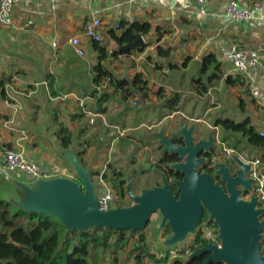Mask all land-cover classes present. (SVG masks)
<instances>
[{"label": "crops", "instance_id": "0c3cea01", "mask_svg": "<svg viewBox=\"0 0 264 264\" xmlns=\"http://www.w3.org/2000/svg\"><path fill=\"white\" fill-rule=\"evenodd\" d=\"M228 1L18 0L12 9L14 26L0 30V77L10 79L9 81L14 84L18 92L15 96L19 103L18 106L13 105L7 97L6 89L0 88V162L3 150L7 148L8 144L12 148L15 138L20 135V132H24L22 144L24 153L29 159L40 163L54 176L74 177L73 167L57 149L61 145L54 132L58 123L67 126L73 134V144L70 148L76 152L81 148L77 145L78 142L84 137L78 138L79 124L80 121L83 122L87 118L86 115L82 119L77 117L80 111V102H87L94 113L98 111L96 106L91 104L93 99L87 95L89 90L94 87L92 66L96 62L98 54L93 48L92 42L82 35L83 25L89 19L92 8L99 9L103 24L100 28L103 40L100 43L110 41L111 44L112 40L108 37V31L114 28L120 20L148 22L150 24L149 32L142 35L144 43H147L142 50H138V47L131 50L130 53H119L113 56L110 52L116 49L111 44L108 47L110 56L104 63L117 78H129L139 72L150 82L149 85H153L155 81V83L160 82V80H156L159 74L165 77V73H175L168 68L167 62L177 63L181 68L177 72H182L184 68L181 67V62L184 57L189 56L192 58L189 63H196L208 52L216 54L224 74H234L235 72L231 70V63L225 60L221 61L218 54L220 46H226L230 43L237 42L244 48H257L261 54H264V11L258 12L253 20L230 21L225 14V6ZM253 1L255 0H238L243 6H250ZM28 19H31L33 23L28 27L23 26V23ZM160 32L162 35L161 39L158 40ZM73 35L80 36L81 45L85 52L83 56L75 54L73 48L67 43V38ZM52 43H55V46ZM158 44L169 49L168 58L157 55L155 46ZM146 51L148 53H145ZM138 56L141 58H137ZM180 58L181 60H179ZM156 62L163 63L161 70L155 66ZM241 75L245 78L246 90L249 85L264 88V67L256 72L249 70ZM161 81H165V79ZM188 81L186 79L187 84ZM171 82L177 83L175 84L176 88L173 86L172 90L167 89L168 83L166 82H161L158 86H164L167 93H171L177 88L182 92L177 79ZM219 82L224 88H236V86L224 85L222 80ZM102 83L101 91L112 94L113 100L119 97V92L114 91L111 86L109 87L108 81L103 79ZM88 84L90 86L83 89V85ZM50 85L56 89L54 94L50 90ZM210 89L203 95H207ZM190 90L193 89L190 88ZM153 92L152 89L148 92L145 102L139 99V106H137L138 103L134 106L132 101L129 104V101L140 97L136 96L130 99L128 111L124 109L125 104H117L111 99L104 104V107L106 106L104 113H96L98 116H95V123L88 131L93 141L83 155L85 165L90 166L91 171L95 172L92 179H97L98 174L105 167V158L111 144V154L114 152L113 146L117 135L111 136L114 131L111 125L117 124L115 115L121 113L124 117L135 115L131 119L130 125L132 127L124 128L126 131L130 130L126 133L127 136L138 137V132L135 129L142 126L150 128V125L158 124L163 119L180 112L179 108L167 117L153 123L150 121L146 123L143 120L135 123L137 116L146 113L147 109L145 108L149 103L160 104V100ZM195 94L199 95L197 92ZM217 96L218 100L222 99V92L213 94V98ZM199 97L202 96L199 95ZM243 97L246 101L245 110L254 113L256 123L254 125L259 130H264V107L256 109L255 107L258 108L261 104L254 101L250 95ZM149 98L159 101L152 102ZM137 107L139 108L136 109ZM141 108L145 110L142 111ZM259 111L262 112L261 115ZM149 112L147 116H149ZM151 114L156 113L151 112ZM198 121L202 123V120L198 119ZM123 124L125 126V123ZM198 129L202 132L197 126ZM146 136L147 140L156 139L148 131ZM148 143L151 142L147 141ZM149 147L148 145L144 146L143 150ZM138 162L139 160L136 159L135 162L132 161V164H123V158L115 154L114 158L110 157L105 173L108 174V166L117 168L120 166L127 178H131L133 192L139 194L141 188L156 184L158 177L150 175L151 171L145 174L148 165H141L139 171L133 169ZM96 173L98 174L96 175ZM0 174L9 184V186L2 184L4 189L1 190L4 198L7 199L8 195H15V199L18 200L15 188H19L18 185L23 183L27 184L33 181L29 180L24 173H3V175L0 172ZM125 198L130 199L129 197Z\"/></svg>", "mask_w": 264, "mask_h": 264}, {"label": "water", "instance_id": "95a60500", "mask_svg": "<svg viewBox=\"0 0 264 264\" xmlns=\"http://www.w3.org/2000/svg\"><path fill=\"white\" fill-rule=\"evenodd\" d=\"M115 49L134 50L144 44L141 34H136L132 42L117 46ZM181 137L179 143L173 142L172 134H165L161 128L151 132L162 146L161 153L176 155L180 160L168 162V168L180 179L171 182L161 175V185L144 188L139 194L131 191V178H127L126 193L133 202L130 205H117L115 208L99 210L97 207L96 187L92 181L90 166L79 161L73 148H57L74 169L76 177L54 176L40 178L27 184L18 185L15 193L18 200L8 195V200L16 207L29 212H38L56 217L66 229V235L73 229H86L100 226L110 229L143 231L153 214H160L159 227L167 225L171 234L164 242L174 246L195 232L204 212L208 221L218 227L219 244H207L195 249L188 258L205 254L202 264H264V254L260 241L264 237V207H257V198H242V192L252 189V178H247L249 165L233 154L230 161L235 170L231 175L225 156L215 162L214 173L224 184L215 181L207 171H201L202 164L210 163L217 152L211 131L200 138L197 126L179 124L176 130ZM207 155V156H206ZM97 174V173H96ZM130 176V175H128ZM175 185L176 193L171 189ZM21 188V189H20Z\"/></svg>", "mask_w": 264, "mask_h": 264}, {"label": "trees", "instance_id": "16d2710c", "mask_svg": "<svg viewBox=\"0 0 264 264\" xmlns=\"http://www.w3.org/2000/svg\"><path fill=\"white\" fill-rule=\"evenodd\" d=\"M149 30L150 24L148 22H128L120 20L114 28L108 31V37L111 38L117 46H121L132 42L136 34L145 35ZM161 35L162 32H160L158 40L161 39ZM92 44L98 57L92 66V82L94 87L89 90L87 95L93 99L91 104L95 105L98 110L95 114L99 112L104 113L106 110L104 104L112 99V94L103 90L101 91L103 85L101 82L103 79L104 81H108L107 84L109 87L111 86L114 91L119 92V97L115 100L112 99V102L115 101V103L120 105L125 104V111H128L129 104L133 101L130 99L136 96L140 97L135 99L137 100L138 106L140 102L139 99L145 102L151 88L143 74L137 72L129 78H117L104 63L110 56L108 49L111 45L110 41H106V43L92 42ZM146 45L147 43L142 44L138 50H142ZM155 49L157 55L161 57L168 58L170 55L169 49L162 45H156ZM130 52L131 50L116 49L110 53L116 56L119 53ZM190 59L192 58L189 56L184 57L181 62V67L186 69ZM166 65L175 73L177 70L181 69L177 63L167 62ZM220 65V61L217 59L215 53L208 52L204 54L200 60L195 63V71L189 75L190 79H188V86L199 95H203L213 87L215 81L222 80L224 85L230 87L236 86V88L242 89V91L249 96L250 93L248 92V88L246 90L247 86L244 76L240 73L224 74ZM155 66L158 70H161L163 63L156 62ZM9 80L10 79L0 77V88L3 89L6 82ZM89 86V84L83 85V89H87ZM49 87L54 94L56 89H54L53 85ZM98 87L100 88L98 89ZM153 93L157 95L160 104H148L145 109H150L149 116H147V113L139 115L136 117L135 123L142 120V117H148L150 123H153L167 117L171 112L179 110L183 98L179 88L171 93H167L166 88L161 85L158 86ZM237 97V106L244 114L246 111V101L241 95H237ZM82 106L91 111V106L88 105L87 102L84 101ZM138 108L139 107L136 109ZM145 109H142V111ZM79 110L77 117L82 119L85 113L81 106ZM151 112L156 114H151ZM243 117L244 118L240 120H235L233 117H215L214 125L227 133L222 140L224 142L227 140V146L233 148L237 153H241L242 149L246 146L250 148H264V136L259 133L256 125L251 123L252 121H250L248 115L244 114ZM94 123H90L89 117L87 116L86 120H83V122L80 121L79 124L80 131L78 138L81 136L84 137L78 142L77 145L81 148L76 150L75 154L84 165L86 162L83 160V155L93 141L88 131ZM143 127L147 129L146 126ZM54 135L63 148L68 149L73 144V134L71 130L63 124L58 123ZM172 135L173 142L181 141V137L176 131H174ZM7 148H11V145L8 144ZM107 158L108 155H106L105 160ZM176 160H178V157L171 154H166L163 159V161L166 162ZM108 169V174L105 173V171L102 176L105 181H109L113 184L117 191L119 203L123 205L125 203V197L128 198L126 193V175L121 168L108 166ZM168 175L174 177L181 176V174H175L171 170H169ZM74 177H76L75 173ZM205 215L206 213L204 212L203 217ZM24 218L25 222L19 223L20 220ZM162 231L165 235L171 234V230L167 225L163 227ZM262 233L264 234V230ZM194 234H196L193 237L195 243H197L196 246H202L206 243L205 241L202 243L200 242L201 240L197 230ZM135 237L136 242L133 244L132 241ZM125 249H127L126 259L132 260L134 264H145L147 260L154 264H202L206 256L205 254H200L188 259L176 258L171 262L168 260V255L158 258L157 254L151 252L147 246L146 235L143 231L93 226L86 229L73 228L66 235L65 227L56 217L38 212L25 211L16 207L7 198L0 197V264H101L102 262L97 260L96 256L98 250L106 252L105 254H107L108 257L111 256V260L109 261L107 259V263L105 264H121L119 258H121L122 252L125 251ZM260 249L262 254H264V237L260 241ZM210 264L216 263L211 262Z\"/></svg>", "mask_w": 264, "mask_h": 264}, {"label": "built area", "instance_id": "2783aa9c", "mask_svg": "<svg viewBox=\"0 0 264 264\" xmlns=\"http://www.w3.org/2000/svg\"><path fill=\"white\" fill-rule=\"evenodd\" d=\"M18 0H0V30L5 28H10L14 26V19L12 17L13 6ZM199 2L203 0H198ZM264 11V0H255L250 6L241 5L238 0H229L225 6V14L230 21L242 22L249 21L256 18L258 12ZM33 23L31 19L26 20L23 26L28 27ZM102 20L100 17V11L98 8H92L90 12V17L85 21L82 29V35L86 37L91 42H101L103 36L101 34L100 28L102 27ZM117 23L115 24V26ZM67 43L73 48L75 54L78 56L84 55V49L81 45V39L79 35H73L67 38ZM55 46V43H52ZM221 61L225 60L231 63V70L235 73H246L249 70L256 72L257 70L264 67V54H261L257 48H244L241 47L237 42L230 43L226 46H220L218 50ZM137 58H141L138 56ZM45 83V81H42ZM100 87H98L99 89ZM4 89H6L8 99L13 105L18 106L19 103L16 98L18 93L14 84L10 81L6 82ZM248 90L252 98L259 104L264 105V88H258L256 86L249 85ZM132 104H137V100H133ZM80 106L86 116L89 117V122H95V116L97 114L91 112L90 110L84 108L80 102ZM198 121V120H197ZM112 128L117 132L116 139L118 136L122 135V132L118 125H111ZM206 126L211 130L214 138V142L217 144L218 148L216 154L210 158L209 166L215 170V162L221 160L218 153L221 152L226 158H230L231 155H237L240 160L249 165L246 177L252 178L254 181L252 183V189L242 192V198L249 200L252 196L257 198V207H264V168L260 169V164L262 160L260 157L251 156L247 153L241 155L237 153L233 148L227 146L222 138L219 136L218 128L216 125H211L206 123ZM259 133L264 136V130H259ZM25 136L24 132H20V135L15 138L14 146L12 148H5L3 150L2 159L0 162V172L8 173H24L29 180H36L40 178H50L54 177L51 171L44 168L40 163L35 160L29 159L24 153V147L22 144V137ZM115 139V140H116ZM112 150V144L109 151ZM110 161V157L105 160V167L98 174L96 179L97 186L99 187V192L96 193L97 207L99 210H107L109 208H115L117 205H121L118 200V195L115 187L111 182L104 180L102 174L106 171V165ZM96 174V175H97ZM208 216L201 221L200 225L197 227V232L199 233L200 239H206L210 237L207 242L213 241L214 236L218 235V227L214 225L211 221H208ZM211 223V225H210ZM195 233V232H194ZM194 233H192L194 235ZM190 236V235H188ZM193 239V238H192ZM218 240V238H217ZM186 241V240H184ZM206 242V243H207ZM181 243V242H180ZM211 243V242H210ZM177 243L165 252H160L158 258L168 255V259L181 258L186 259L191 252L190 247H181Z\"/></svg>", "mask_w": 264, "mask_h": 264}, {"label": "rangeland", "instance_id": "374dc122", "mask_svg": "<svg viewBox=\"0 0 264 264\" xmlns=\"http://www.w3.org/2000/svg\"><path fill=\"white\" fill-rule=\"evenodd\" d=\"M145 53H148V51H146ZM179 60H181V58ZM148 61H146V62L148 63ZM194 65H195V63L191 62L188 64L187 69H182V72L165 73V77H163L159 74V76L156 77V80L157 81L160 80V82L155 83L156 82L155 81L153 85H150L152 92H153L156 90V88L158 87V85L161 82H166V83H168L167 89L172 90V87L173 86L175 87V84H177V83H172L171 81L174 79H177V81H179V84H180L181 90H182V94H183V101L180 104V112L174 114L172 117L169 116L168 118L163 119V121L158 123V124L155 123L153 125H150V128H147V130L144 129L143 126L139 127L137 129H135L138 132V137H132V136L126 135V133L129 132L130 130L126 131V129L124 127H128V128L132 127V125H130L131 119L135 115L134 116L131 115L130 117H127V116L124 117L122 113L117 114L115 116L113 115L115 120L117 121L116 125L119 126L121 131H123V129H124V134L121 136H118V138L114 141V146H113L114 152L111 154V151H108L109 157L114 158V155L117 154L123 158V164L125 163L126 165H129L130 163L132 164V161L135 162V160L138 159L139 160L138 163H140V164L136 163V166L133 169H136V171H139L141 169L140 166L146 165L147 164L146 161L152 157L151 153L153 151V147L156 146V139L155 140H147V136H146L147 131L152 136L153 132H158L161 128H163L165 134H166V132H168L169 134H172L174 131H176L179 128V124L181 122H185L187 124V126L191 125V124L197 125L202 131V132L198 133L197 135H200V134L202 135L203 131L205 133H207V131H211L206 126V123L213 125L215 117H217V116H219V117H233V118H235V120H240V119L244 118L243 117L244 114L249 116L250 121H252L251 123L256 124L254 121L255 117L253 115L254 114L253 112L249 113L246 110L245 113L243 114L240 111V108L237 106V100H238L237 95L247 97V95L242 91V89H240V88H224L222 83L219 82V80H217L213 83V87L210 89V92H209L210 94L208 93L207 95H200L202 97H199V95L195 94L196 92L194 93L193 90H190L188 84L186 83V79H190L189 75H191V73H193L195 71ZM162 79H165V81H161ZM149 84H150V82H149ZM220 92H222V99L218 100V96L213 98V94H217ZM149 100H151L152 102L159 101V100L156 101V99H150V98H149ZM263 107H264V105H261L260 107L258 106V108L257 107H255V108L259 109V108H263ZM148 112H149V109L146 110V113H148ZM257 112H258V110H257ZM259 113L261 115L262 112L259 111ZM142 114H144V113H142ZM198 119L202 120V123H200L199 121L196 122ZM142 120L145 121L146 123H149L148 117H142ZM171 121H173V124H171ZM123 123H125V126ZM217 128H218L219 136L221 138H224L227 135V133H225L218 126H217ZM207 129H209V130H207ZM115 134L117 135V132L114 130L111 136L114 137ZM196 137H198V136H196ZM147 141L151 142V143L147 144ZM225 144L227 145V140H225ZM145 145H148L150 147L148 149L143 150ZM243 146H244V142H243ZM245 153H247L251 156L260 157L262 160V163L260 164V169L264 168V148H250V147L246 146L242 149L240 154L243 155ZM222 158L224 161H228L230 163V165H232L234 167V164L232 161H230L225 156H223ZM155 159H156V154H154V157H152L153 161ZM119 168H121V167L119 166ZM92 181L94 182L95 185H97L96 179H92ZM2 184L9 186V184L6 183L3 176L0 174V197L4 198L3 193L1 192V190L4 189ZM99 191H100L99 187L97 186L96 192H99ZM13 197L15 198V195H13ZM124 201H125V203L123 205H125V206L130 205L133 202L132 200L126 199V198L124 199ZM206 215L200 219L198 226L200 225L201 221H203V219L206 217ZM262 217H264V215ZM160 218L161 217H160V214L158 212L153 214L149 223L147 224L146 228L143 230V233L146 235L147 246L149 247L151 252H154L156 254H159L160 252L165 253L170 248V246L168 247V246L164 245V242L167 240L168 235L163 234V231H162L163 227L158 226V222H159ZM24 222H25V218L20 220L19 223H24ZM189 235L190 236H187L186 241H183V242L179 243L178 245L181 247H190L192 250H194L197 248V246H196L197 243H195L194 239H192V238L196 234H194V235L189 234ZM147 236H148V238H147ZM136 237L132 241L133 244L136 242ZM200 240H201L200 241L201 243L203 241L207 242L208 240H210V237L207 238V240L206 239H200ZM214 240L215 241L217 240L216 236H214ZM105 253L106 252L98 250V253L96 255L97 260L101 261L103 264L107 263V259L109 261L111 260L110 259L111 256L108 257L107 254H105ZM126 253H127V249H125V251L122 252V255H121L122 264H132L133 261L126 259V257H125ZM157 257H158V255H157ZM119 262H120V258H119ZM146 264H154V263H151V261H148V263H146ZM158 264H161V263H158Z\"/></svg>", "mask_w": 264, "mask_h": 264}, {"label": "flooded vegetation", "instance_id": "af4514ba", "mask_svg": "<svg viewBox=\"0 0 264 264\" xmlns=\"http://www.w3.org/2000/svg\"><path fill=\"white\" fill-rule=\"evenodd\" d=\"M206 133L204 132L202 135L200 134V135H195V136H198V137H196L197 139L198 138H200V136H203V135H205ZM174 143H179V142H174ZM145 146H147V145H145ZM161 148H162V146L161 145H159V143H158V140L156 139V146H154L153 147V151H152V157H154V154H156V159L153 161L151 158H149V160H147L146 161V165H148V168H146L145 170H147V171H145V174H148V172L149 171H151V174L150 175H156V177H158V181H157V183L156 184H154L153 186H155V185H161V175L164 173L165 175H166V177L168 178V180L171 182L174 178H177V179H180L181 177H182V175L180 176V177H174V176H169L168 175V173H169V168H168V166H167V163L168 162H166V161H163V159H164V157H165V155H166V153H161ZM207 156V155H206ZM180 159L178 158V160H176V161H179ZM173 162V161H172ZM226 164H227V166H228V168H229V172H230V174L231 175H233L234 174V170H235V167H233L232 165H230V163L228 162V161H226ZM199 169L201 170V171H207L209 174H211V176L214 178V180L215 181H219V183L220 184H224V182H222L221 180H220V177L218 176V175H216L215 173H214V168L212 169V167H210L209 166V164H206V161H205V163L204 164H202V166L201 167H199ZM177 174H180V173H177ZM126 180H127V176H126ZM126 185H127V183H126ZM153 186H151V187H153ZM151 187H144V188H151ZM144 188H141V190L142 189H144ZM171 189H172V191L175 193V191H176V189H175V185H171ZM140 190V191H141ZM131 191L133 192V190H132V184H131ZM159 222H160V220H159ZM159 222H158V224H159ZM210 225H211V223H210ZM165 226V225H164ZM163 226V227H164ZM197 229V228H196ZM196 231V230H195ZM168 236L170 235V234H167ZM211 243H216V244H219V239L218 240H213V241H210ZM205 244H207V243H205ZM204 244V245H205ZM199 247H201V246H197V248H199ZM196 248V249H197ZM195 250V249H194ZM194 250H192L191 249V252H190V254L194 251ZM189 256V255H188ZM206 257V256H205ZM174 259H176V258H174ZM174 259H168L169 260V262H171L172 260H174ZM187 259V258H186ZM215 263V262H214ZM217 264V263H216Z\"/></svg>", "mask_w": 264, "mask_h": 264}]
</instances>
